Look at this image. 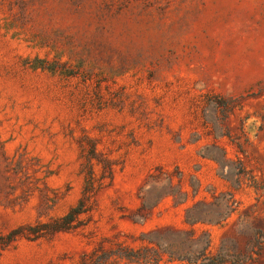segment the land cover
<instances>
[{"label": "rangeland", "instance_id": "374dc122", "mask_svg": "<svg viewBox=\"0 0 264 264\" xmlns=\"http://www.w3.org/2000/svg\"><path fill=\"white\" fill-rule=\"evenodd\" d=\"M19 228L0 264H264V0H0Z\"/></svg>", "mask_w": 264, "mask_h": 264}, {"label": "trees", "instance_id": "16d2710c", "mask_svg": "<svg viewBox=\"0 0 264 264\" xmlns=\"http://www.w3.org/2000/svg\"><path fill=\"white\" fill-rule=\"evenodd\" d=\"M82 213V208L79 209H74L73 211H71L67 216H65L64 218H62L61 220L57 221L56 226L54 227V229H51L54 232H60V231H66L69 229V226L72 224V222H74L77 218L78 215H80ZM52 228V227H51ZM24 228H19L17 230H15L12 235H14L13 237H9V241H4L5 239L2 238L1 242H0V254L1 251L4 250L6 248V246L9 244V242H12L14 240H16L15 238H17V236H19L20 234H24L21 233V230H23ZM177 232H181L180 230H176ZM191 238H193L195 236L194 232H190L189 235ZM208 236V235H207ZM207 242L208 245L210 244V240H209V236L207 237ZM145 254L141 255L138 254L136 255V260L139 262H145L147 264H160V261L162 259L163 253L159 252L157 249H155L154 247H149L146 246L144 248ZM180 252V251H179ZM208 249L206 248L204 251H202V253L200 255H202V257H208L207 255ZM174 254V253H172ZM181 254V253H179ZM153 256V257H152ZM178 259L184 261L185 259L181 257V255H179ZM106 260L102 261L101 264H106ZM206 264H224L222 261H219L218 259L214 258L213 260H210L209 263Z\"/></svg>", "mask_w": 264, "mask_h": 264}]
</instances>
